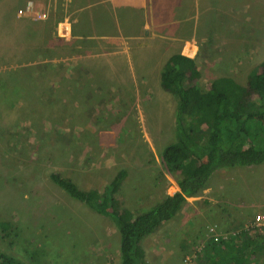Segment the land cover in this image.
Here are the masks:
<instances>
[{
	"label": "rangeland",
	"instance_id": "rangeland-1",
	"mask_svg": "<svg viewBox=\"0 0 264 264\" xmlns=\"http://www.w3.org/2000/svg\"><path fill=\"white\" fill-rule=\"evenodd\" d=\"M27 5L22 6V14L26 12L24 8ZM31 11H40L46 21L52 14L63 18L71 9L66 0L54 3L51 0L44 7L30 4L27 13L33 15ZM244 27L241 25L238 36L229 40L224 50L223 63L230 54L229 50L233 62L226 67L237 66L238 59L249 51L252 40L257 50L255 54L262 47V29L255 30L260 36L255 34V38H251L248 32H243ZM30 34L28 62L19 60L13 70V78L5 75L0 80V253L13 258L11 264H120L118 251L114 249V244L118 240L120 242L119 232L109 218L66 195L49 175L53 171L59 172L84 191L101 190L117 176L124 175L121 183H128L130 190H134L132 187H136L141 177L152 175L156 165L150 162L155 160L157 170L162 169L163 149L176 141L177 98L158 87V92L148 95L151 96L148 103L146 93L141 92L142 99L137 102L135 110L128 111L129 104L118 96L117 99H109L106 109L101 111L102 115L112 112V117H100L92 107L100 98L96 92L86 105L87 96L93 90L89 91L86 85L79 86L77 92L72 90L77 81L80 84L92 82L76 80L70 84V80H62L63 65L56 75L57 80H49V73L41 72L38 65L41 60L38 58L43 55V48L37 45L41 38L35 30ZM57 46L58 54L65 57L69 49L67 41L59 39ZM167 55L168 52L164 59ZM260 59L262 57L254 62L252 72L260 69ZM212 62V67L220 65ZM153 68L157 73V68ZM210 69H201L199 85L203 90L209 89L217 76ZM249 70L250 67L238 69L243 79L235 81L246 85L244 78ZM96 81L103 86L104 80ZM108 85L110 80H107L105 88ZM156 88L154 86V90ZM76 98L78 103L74 100ZM128 112L131 115H122ZM242 129L250 132L246 125ZM246 168L225 170L237 173L235 182L238 184ZM133 169L135 176L128 179ZM218 182L217 178L213 179V183ZM255 187L264 192V182L255 183ZM238 194V191L231 192L232 196ZM116 196L120 206L127 207L129 211L150 207L147 200H144V208L137 200L124 202V186ZM210 229L211 235L221 233L217 225H211ZM217 242L210 239L204 246L199 245V241L185 244L173 261L163 263L150 260L152 250H149V257L143 260V264H181V259L190 251L201 250L203 256L207 244ZM216 245L222 248L220 244ZM192 257L195 258L196 253ZM250 262L261 264L264 253L258 259L252 257ZM223 263H228V260L219 261V264Z\"/></svg>",
	"mask_w": 264,
	"mask_h": 264
},
{
	"label": "crops",
	"instance_id": "crops-1",
	"mask_svg": "<svg viewBox=\"0 0 264 264\" xmlns=\"http://www.w3.org/2000/svg\"><path fill=\"white\" fill-rule=\"evenodd\" d=\"M66 1L71 11L63 18L52 14L46 21H34L27 12L19 14L18 10L28 2L44 7L51 0H0V80L5 75L13 78L12 73L19 60L21 63L24 60L28 62L30 31L35 30L41 38L37 45L43 48V55L38 58L41 59L38 61L39 70L47 71L49 80H57L56 75L63 65L62 80L68 79L70 84L76 80H90L92 84L77 81L72 90L77 92L82 85L89 87V91L93 90L87 96L86 105L96 92L100 98L92 107L100 117H112V112L102 115L101 111L106 109L105 104L109 99H117L118 96L129 104L128 111L135 110L137 102L142 99L141 92L146 93L145 100L148 102L151 97L148 95L158 92V87H161L162 68L173 55L193 59L199 72L202 68H212L218 77L236 79L238 67H226L233 64L231 50L224 63L223 53L230 41L238 36L241 25L245 26L243 32H248L251 38H254L255 30L262 29L264 44V0ZM64 20L70 21L71 32L64 38L69 49L62 57L58 54L57 42L61 37L57 34V24ZM250 44L245 61L253 68L254 41ZM263 48L261 62L264 60ZM166 52L168 55L164 59ZM211 61L220 65L212 67ZM206 64L209 65L205 67ZM153 67L157 68V73ZM96 80H104L103 86ZM107 80H110V85L105 88ZM154 86H157L155 90ZM74 100L78 103L77 98ZM122 115L129 116L131 113ZM149 164L156 165L152 175L141 177L136 187H132L134 190H130L128 183H121L116 193L124 186V202L128 203L127 199L137 200L144 208V200H147V206H151L167 195L181 192L177 177L168 171L163 159L162 169H159L161 172L157 170L155 160ZM133 173L134 169L130 171L128 179L134 178ZM236 174L234 170L229 173L225 169L215 172L214 178L219 180L217 184L211 178L198 194L186 196L179 213L143 238L145 244L142 249L147 256L148 251L152 250V261H173L183 245L204 239L211 225H217L221 233L238 230V234L224 248L227 264H251L246 261L247 254L252 252L261 256L264 253V226L258 228L251 222L253 215L264 214V192L255 187V183L264 182V162L247 166L238 184L235 182ZM107 184L98 190L102 192ZM232 191L239 194L232 196ZM83 204L109 218L90 205ZM141 211L130 212L138 215ZM77 218L80 220V217ZM111 225L115 227L113 222ZM114 247L119 255V240ZM211 249L221 248L209 244L199 264H219L218 253ZM232 255L233 263H230Z\"/></svg>",
	"mask_w": 264,
	"mask_h": 264
},
{
	"label": "trees",
	"instance_id": "trees-1",
	"mask_svg": "<svg viewBox=\"0 0 264 264\" xmlns=\"http://www.w3.org/2000/svg\"><path fill=\"white\" fill-rule=\"evenodd\" d=\"M199 77L195 62L179 55L171 56L161 71L163 89L176 95L178 104L176 141L165 146L162 159L168 171L177 177L181 192L167 195L134 215L121 207L116 198L124 175L109 182L102 192L84 191L59 172L49 175L71 198L106 214L114 223L120 238V264H143L148 257L142 249L143 238L179 213L185 197L204 189L213 171L264 162V61L258 71L249 74L247 86L221 77L203 90L198 83H189ZM244 125L250 132L242 129ZM211 250L218 253L220 260L228 259L224 247ZM247 257L250 262L252 257L261 256L252 252ZM233 258L234 255L230 263ZM0 259L1 264L13 262V258L2 253Z\"/></svg>",
	"mask_w": 264,
	"mask_h": 264
},
{
	"label": "clouds",
	"instance_id": "clouds-1",
	"mask_svg": "<svg viewBox=\"0 0 264 264\" xmlns=\"http://www.w3.org/2000/svg\"><path fill=\"white\" fill-rule=\"evenodd\" d=\"M28 4V5H27ZM26 5L27 6H25V8H24V10L27 12V7L30 5V4H34V3H32V2H28ZM19 11H23V8H21V9H19L18 10V13L19 14H22L21 12H19ZM34 12H37V13H40V11H34ZM30 15V14H29ZM34 20L35 19H38V18H36L35 16H33V15H30ZM42 20H45V19H43L42 18ZM41 20V21H42ZM70 23V21H67V20H64V22H61V23H59V24H57L58 26H57V34L59 35V37H61L60 39H64V38H66L68 35H69V33L71 32V25L69 24ZM62 27H66V29H67V35L65 36V35H62L60 32H59V30H60V28H62ZM255 34L257 35V33L255 32ZM257 36H260V35H257ZM58 37V38H59ZM254 38H255V36H254ZM65 40V39H64ZM254 44H255V41H254ZM261 45H262V47L264 46L263 44H262V41H261ZM262 47L261 48H259V51L258 52H256V54H255V60H254V62L258 59V58H260L261 57V53H262ZM255 48V47H254ZM255 51H257V50H255ZM179 56H182V57H185V58H187L186 56H183V55H180V54H178ZM245 57H247V54L245 55V54H243V57H240L239 59H238V61H237V67H238V69H242V68H246V67H249L247 64H246V61H245ZM248 57H249V54H248ZM188 59H190V58H188ZM169 60V59H168ZM167 60V61H168ZM190 60H193V59H190ZM194 61V60H193ZM239 61H240V63H239ZM243 61H244V65H243ZM264 61V60H263ZM263 61L261 62L260 61V64L259 65H261L262 63H263ZM195 62V61H194ZM166 64V63H165ZM196 66V65H195ZM164 67V66H163ZM253 68H255V67H253ZM253 68H250V70L247 72V74H246V76H245V78H244V80H246V85H241V86H247V80H248V76H249V74L250 73H252V69ZM163 69V68H162ZM197 69V68H196ZM204 70V69H203ZM202 70V71H203ZM202 71H200L199 73H200V77L198 78V81H196V80H193V81H191V82H189L190 84H193V83H198L199 84V82H200V78H201V76H202ZM210 71H214L215 72V70L214 69H210ZM237 75H238V77L235 79V78H232V77H229V76H226V77H229V78H231L232 80H241V79H243V77L241 76V75H239V73L237 72ZM218 75L216 76V77H214L213 78V80H217V79H220L221 77H218ZM226 77H223V78H226ZM236 82V81H235ZM236 83H238V82H236ZM239 84V83H238ZM161 89L163 90V91H165V92H169V91H166V90H164L163 89V87H162V85H161ZM169 93H171V92H169ZM173 94V93H172ZM176 96V95H175ZM253 97H255V96H253ZM176 98H177V96H176ZM149 102V101H148ZM147 102V103H148ZM178 105V104H177ZM174 122H175V128H174V130H176V118H175V120H174ZM175 133H176V131H175ZM174 137H176V134L174 135ZM235 167H237V166H234V167H225V168H221V169H217V170H215V171H213L212 172V174L209 176V178H208V180H207V184L209 183V180L211 179V178H214L215 177V172H219V171H222L223 169H226V168H228V169H233V168H235ZM77 184V183H76ZM78 186V185H77ZM205 186H206V184H205ZM79 187V186H78ZM60 188V187H59ZM205 188V187H204ZM63 192H65L64 190H62ZM66 193V192H65ZM67 194V193H66ZM68 195V194H67ZM258 215V214H257ZM255 216L256 215H253V222H251L252 224H254V218H255ZM6 224H3V226H5ZM211 227V226H210ZM210 227L208 228V234H207V236L204 238V239H202V240H200L199 241V245H202V246H204L205 245V243L206 242H209L210 241V239L212 240V241H214L215 242V240H214V236H217V238H218V242L217 243H214V245H216V244H220L222 247H224L225 248V246L229 243L228 241H230L231 239H232V237L233 236H235V235H237L238 234V230H233V231H227V232H229L228 234H225L226 232H224V233H219V234H217V233H215V234H212L211 235V233H210V231H211V229H210ZM238 239H240V237L238 238ZM209 244L210 243H208L207 244V248H208V246H209ZM196 253V257L194 258V257H192L194 254ZM186 257H189V258H191L192 259V263L191 264H198L199 262V260L202 258V252H201V250H192V251H190V253H188L186 256H184L182 259H181V264H188V263H185L184 262V259L186 258ZM261 264H264V262H261Z\"/></svg>",
	"mask_w": 264,
	"mask_h": 264
},
{
	"label": "built area",
	"instance_id": "built-area-1",
	"mask_svg": "<svg viewBox=\"0 0 264 264\" xmlns=\"http://www.w3.org/2000/svg\"><path fill=\"white\" fill-rule=\"evenodd\" d=\"M27 9H29V6L27 7ZM19 12H21V11H19ZM31 13L33 14V16H35L36 18L41 19V20H42V17L44 16V15L41 16V13H37V12H33V11H31ZM59 32L62 35H65L66 36L67 35V29H66V27L60 28ZM253 226L258 227V228L260 226H264V214H258V215L255 216ZM214 240L215 241L218 240L217 236H214ZM184 262L185 263H188V264H191L192 263V259L189 258V257H186L184 259Z\"/></svg>",
	"mask_w": 264,
	"mask_h": 264
},
{
	"label": "bare ground",
	"instance_id": "bare-ground-1",
	"mask_svg": "<svg viewBox=\"0 0 264 264\" xmlns=\"http://www.w3.org/2000/svg\"><path fill=\"white\" fill-rule=\"evenodd\" d=\"M57 23V22H56ZM56 25V24H55ZM235 34V33H234ZM238 35V34H237ZM188 48V47H187Z\"/></svg>",
	"mask_w": 264,
	"mask_h": 264
}]
</instances>
